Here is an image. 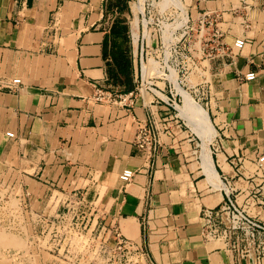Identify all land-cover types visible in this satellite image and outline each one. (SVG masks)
Wrapping results in <instances>:
<instances>
[{
  "label": "crops",
  "instance_id": "0c3cea01",
  "mask_svg": "<svg viewBox=\"0 0 264 264\" xmlns=\"http://www.w3.org/2000/svg\"><path fill=\"white\" fill-rule=\"evenodd\" d=\"M126 3L0 0V72L8 57L27 62L18 90L0 89V176L6 171L21 181L35 203L72 189L85 192L88 200L100 198L105 189L102 198L110 202L118 195L119 173L130 168L135 174L119 195L117 226L144 249L148 260L264 264V255L254 250L241 257L237 248L243 242L229 249L203 239L200 218L203 207H216L228 193L264 226V189L255 193L253 180V161L264 153V0H189L187 5L192 22L203 16L216 20L227 46L236 38L246 43L233 61L203 60V77L190 91L212 127L206 166L199 137L179 116L168 117L171 110L151 95L135 97L131 106L90 100L94 86L126 94L139 82L129 52V85L110 76L118 72L117 48L111 44L125 33L120 19ZM193 69L187 72L191 80ZM250 71L256 74L253 81L236 79L237 72ZM0 79L14 78L0 74ZM156 84L167 88L163 80ZM137 122L153 133L154 122L168 130L158 131L161 144L148 156L132 145Z\"/></svg>",
  "mask_w": 264,
  "mask_h": 264
},
{
  "label": "built area",
  "instance_id": "2783aa9c",
  "mask_svg": "<svg viewBox=\"0 0 264 264\" xmlns=\"http://www.w3.org/2000/svg\"><path fill=\"white\" fill-rule=\"evenodd\" d=\"M254 1V0H253ZM181 27L178 29H172L170 34L174 35L177 31H180V38L173 44V53L176 54V45L184 40L185 44L178 45L177 48H181L183 56L187 62L186 71L189 72L195 68L194 54L200 53L203 56V60H223L229 57L231 61L239 54L242 48L245 46V40L243 38H236L231 46H227L222 42V32L218 27L216 20L207 19V16H203L197 19L196 22H192L188 15ZM192 33L198 34L199 52L192 51V45L186 42V37ZM142 44V43H141ZM195 46V44H193ZM142 45L140 51V68L142 62ZM147 56V53H146ZM147 61V59H146ZM162 71H166L168 76L170 70L174 71L172 67L168 65L165 69L161 67ZM182 69V67H181ZM180 72V69H177ZM148 76V77H147ZM144 77L140 72L139 85L135 89L126 94L114 93L105 91L98 86H94L93 94L90 100L96 104L114 106L119 103L127 104L131 106L133 100L137 96L143 94L151 95L155 101L164 103L170 110V118H177L178 102L176 97L179 95L174 92V83L171 78H161L158 68H152L148 75ZM256 78L254 72H247L241 74L236 73V79L240 82H250ZM156 80H163L167 83V90L160 89L156 85ZM21 84L20 79H12L10 81H3L0 79V89H7L9 91L18 90V86ZM140 87V88H139ZM206 91L209 90L206 85ZM205 93V92H204ZM203 93V94H204ZM154 122V128L157 129L156 133H153L147 126L137 122L135 126V132L133 136L132 145L142 155L148 156L150 153L157 151L160 146V133H168V130L163 127L161 123ZM5 136L13 138V133L6 132ZM256 173L253 176L254 182L258 184V189H264V153L258 154L254 159ZM134 170L130 168L123 169L118 175V182L120 188L118 195L111 199L110 202L95 198V200H88L85 192L79 190H71L67 198L63 199L60 194H52L56 196L55 204L53 205V216L51 218H45L41 223L34 221L33 217H41L37 212H32L33 205L30 204L31 193L24 189V196H27V206L24 214L27 215V220L31 221L32 230L37 233H42L45 229L50 227L53 232H58L60 228L63 230L68 228V231L73 230L77 232V241L75 242V249L69 254V260L76 264H155L146 258L144 249L134 243L132 240L123 236L117 226V218L119 215V195H122L126 188L131 184L134 178ZM15 186V185H14ZM22 184H20V187ZM63 195V194H62ZM40 200V199H39ZM67 200L66 214H64L63 204ZM24 201H26L24 199ZM35 204V203H33ZM70 207H69V206ZM46 205L45 207H47ZM62 207V208H61ZM63 213L60 216V213ZM29 214V216H28ZM67 215V218L65 217ZM81 218V222L78 225L71 224V220ZM201 218V236L205 240L220 241L224 246L229 249H236V242L240 241L244 243V247L239 249L241 257L248 256L249 250H254L256 254L263 257L264 255V226L260 224L252 216H249L242 208L235 204L230 198L229 194L226 196L220 204L216 207L209 208L203 207L200 210ZM68 219L67 224H63L62 220ZM85 219V222L83 220ZM90 221L89 226L87 223ZM70 233V232H69Z\"/></svg>",
  "mask_w": 264,
  "mask_h": 264
},
{
  "label": "rangeland",
  "instance_id": "374dc122",
  "mask_svg": "<svg viewBox=\"0 0 264 264\" xmlns=\"http://www.w3.org/2000/svg\"><path fill=\"white\" fill-rule=\"evenodd\" d=\"M136 1L129 0V3H126L123 11H121L124 16L121 17L120 21L124 22L125 33L114 43L117 50L124 56L128 55V52L131 56L134 54L139 73L141 45L142 62L144 63L146 59L152 58L156 62L155 68H158L161 78L168 76V73L162 71L161 67L165 69V66L168 65L175 70L180 69L178 76H175L174 80L196 101V98L190 91H193L196 88V84L201 80V69L203 70V67L200 63L203 61V56L200 53L194 54L193 59L196 66L193 69L195 72L194 79H189L185 69L187 62L183 56V51L181 48H177L178 45H183L185 42L182 39L176 45L175 49L177 53L174 54L173 44L180 38V31H177L174 35L170 34L172 29H178L187 19L186 9L188 8L189 0ZM144 32L148 42L143 37ZM197 40V33H192L186 37V42H189L193 46V52L200 49ZM111 47L114 48L113 44H111ZM2 64L5 66V69L3 68L4 71L0 72V74L13 76V78L20 79V81L23 80L27 69V62H25L23 57H8ZM136 85L138 86L139 83ZM156 85L160 89L167 90L162 84ZM176 89L178 93H181L178 86H176ZM172 92L174 94L176 92L175 89ZM181 97L184 100L189 99L184 91L181 93ZM176 98L179 100L178 105H180V97L178 96ZM194 100L190 105L196 104L197 101L195 102ZM185 101L190 103L189 100ZM13 179L16 180V178H12L6 171L0 176V264H76L68 259L69 254L75 249V242L78 238L76 235L77 232L73 231L75 226L70 231H68V228L64 230L60 228L58 232H53V229L48 227L42 233H35L31 228L32 223L30 219L27 220V215L24 214L28 197L23 194L25 193L24 189L27 191L28 188H25L24 184L20 187V184H22L21 181L15 182ZM109 187H112V185ZM119 188L120 184L117 185V191H119ZM28 191L30 192V190ZM70 191H62L63 195L60 196L65 199ZM104 192L105 189H102L99 201L103 199ZM29 198L30 204L33 205L32 212L35 210L41 216L33 217L35 218L34 221L41 223L45 218L50 219L53 216V205L56 200L55 195L50 194L45 202L41 199L35 203L32 195ZM46 205L48 206L45 207ZM63 207H65L63 213L66 214L67 200L63 204ZM63 213L61 212L59 215L62 216ZM65 217L67 218V215ZM62 222L63 227V224H67L69 221L65 219ZM70 222L71 224L78 225L81 222V218L71 220ZM83 222H85V219ZM89 224L90 221H88L87 227ZM140 264L144 263L140 262Z\"/></svg>",
  "mask_w": 264,
  "mask_h": 264
},
{
  "label": "bare ground",
  "instance_id": "6f19581e",
  "mask_svg": "<svg viewBox=\"0 0 264 264\" xmlns=\"http://www.w3.org/2000/svg\"><path fill=\"white\" fill-rule=\"evenodd\" d=\"M166 1V0H165ZM138 2V1H137ZM178 4V3H177ZM179 5V4H178ZM142 15V14H139ZM179 24V23H178ZM133 26V25H132ZM138 27V25H137ZM144 39H148L146 37L145 32L143 33ZM156 66V62L152 58H148L147 61L141 64L140 72L141 74L146 77L148 75V72ZM173 82H174V88L176 93L180 97V105L177 107V114L178 116L184 121L185 125L194 132L200 139V146H201V157L203 160V164L205 166L208 164L206 162V159L209 158V152L207 146H209L211 137H212V127L208 120L206 111L194 100V98L185 90H183L176 82H175V74L170 70V76H169ZM176 86L179 87V90L181 93L184 91L185 94L189 97L190 103H187V101L184 100L183 97H181V93L177 92ZM193 100L196 102V104L190 105L193 103ZM211 162V161H210ZM207 163V164H206ZM208 169L210 167L207 166ZM203 170V169H202ZM207 171V170H206ZM209 173V172H208ZM209 176V174H208ZM221 184V183H220ZM223 189V188H222ZM53 190V189H52ZM226 191V190H225ZM56 192V191H55ZM16 243V242H15ZM7 246V245H5Z\"/></svg>",
  "mask_w": 264,
  "mask_h": 264
},
{
  "label": "trees",
  "instance_id": "16d2710c",
  "mask_svg": "<svg viewBox=\"0 0 264 264\" xmlns=\"http://www.w3.org/2000/svg\"><path fill=\"white\" fill-rule=\"evenodd\" d=\"M123 31H125V27L123 28ZM114 48H117L115 46V44L113 45ZM115 54H114V60L116 63V67L118 69V72H112L110 73V76L112 75V78L114 80V82L117 81H121L120 78L122 80H124L126 85H129V75H128V71L126 70V66H127V59L125 58L124 55L121 54V52L119 50H115Z\"/></svg>",
  "mask_w": 264,
  "mask_h": 264
}]
</instances>
